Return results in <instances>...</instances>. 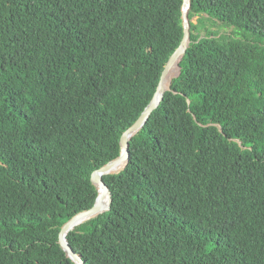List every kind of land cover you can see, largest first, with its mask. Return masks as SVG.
Segmentation results:
<instances>
[{
    "label": "trees",
    "instance_id": "obj_1",
    "mask_svg": "<svg viewBox=\"0 0 264 264\" xmlns=\"http://www.w3.org/2000/svg\"><path fill=\"white\" fill-rule=\"evenodd\" d=\"M183 3L0 0V264H77L60 231L153 100ZM190 18L180 74L103 176L110 210L67 235L85 264H264V0Z\"/></svg>",
    "mask_w": 264,
    "mask_h": 264
},
{
    "label": "water",
    "instance_id": "obj_2",
    "mask_svg": "<svg viewBox=\"0 0 264 264\" xmlns=\"http://www.w3.org/2000/svg\"><path fill=\"white\" fill-rule=\"evenodd\" d=\"M192 9V0H184L183 9H182V20H183V27H184V37L181 42V45L176 50V52L172 55L169 62L167 63L157 88L156 94L149 104V106L145 109L141 117L131 126L129 127L123 134L121 138V146H122V154L115 160H112L105 164L103 167L95 170L92 174V182L99 187V195L97 198L96 203L90 209L83 211L77 215H75L70 221H68L61 229L60 236H59V243L62 249L67 253L68 257L74 260L77 264H85L82 257L79 256L70 246V243L67 240L68 233L74 229L75 227L83 224L84 222L98 216L101 213L107 212L110 210L111 202H112V195L110 188L105 183L103 176L114 173L113 172V165L118 163L125 162L128 163L129 156H130V140L131 138L137 134L148 122L149 118L151 117L152 113L158 108L159 104L161 103L164 94L167 90L170 89V86L167 90L162 91V83L165 79L167 73L175 66L178 62L179 66V74L181 71L180 61L185 54L188 45L191 43V28H192V20L190 18V11ZM196 22V20H194ZM178 74V75H179ZM177 75V76H178ZM172 82V80H171ZM171 85V84H170ZM107 195L108 201L104 203L102 198Z\"/></svg>",
    "mask_w": 264,
    "mask_h": 264
},
{
    "label": "bare ground",
    "instance_id": "obj_3",
    "mask_svg": "<svg viewBox=\"0 0 264 264\" xmlns=\"http://www.w3.org/2000/svg\"><path fill=\"white\" fill-rule=\"evenodd\" d=\"M179 74V66H178V62L175 64V66L167 73V75L165 76V79L162 83V91H165L167 90V85H166V82L168 79L170 78H174L176 77L177 75ZM126 163L123 162V163H118V164H114L113 165V172L116 173V172H120L121 170H123V168L125 167ZM103 202L104 203H107L108 201V196L105 195L103 198H102Z\"/></svg>",
    "mask_w": 264,
    "mask_h": 264
}]
</instances>
